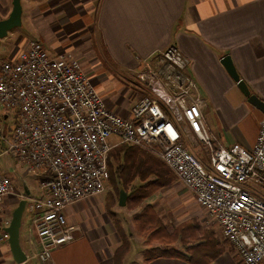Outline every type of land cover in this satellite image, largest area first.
<instances>
[{"label":"crops","instance_id":"0c3cea01","mask_svg":"<svg viewBox=\"0 0 264 264\" xmlns=\"http://www.w3.org/2000/svg\"><path fill=\"white\" fill-rule=\"evenodd\" d=\"M22 3L31 39L21 37L10 58L32 39L53 56L72 53L106 106L132 119V108L142 95L139 72L147 62L154 66L156 56L169 45H177L190 60L187 72L205 101L204 117L215 143H239L248 149L256 143L264 114L247 101L221 59L230 55L241 78L264 100V0ZM11 10L12 0H0V19ZM18 33L24 36L23 30ZM177 123L189 129L183 119ZM110 140L117 145L109 155L106 189L67 208L75 238L54 249L53 264H193L192 254L195 263L202 264L203 256L220 250L209 264H245L217 222L159 158L119 144L116 136ZM193 151L208 163L201 146ZM22 185L31 193L27 184ZM121 191L127 194L125 205L119 203ZM14 201L15 196H8L0 213L10 215V206L19 204V199ZM33 229L32 223V238ZM32 238L30 253L38 258L43 245H33ZM22 248L28 263L30 254ZM154 248L163 252L147 260ZM0 264H17L9 242L0 244Z\"/></svg>","mask_w":264,"mask_h":264},{"label":"built area","instance_id":"2783aa9c","mask_svg":"<svg viewBox=\"0 0 264 264\" xmlns=\"http://www.w3.org/2000/svg\"><path fill=\"white\" fill-rule=\"evenodd\" d=\"M189 64L173 44L154 66L147 62L139 72L142 95L132 119L106 106L72 53L53 56L32 39L0 64V161L12 157L37 172L41 190L39 198L30 197L16 189L13 174L0 170V205L11 195L26 200L34 216L31 242L42 243L43 264H53L54 249L75 238L67 208L106 189L109 155L117 145L112 136L159 158L221 227L237 256L245 264H264V117L251 149L215 143ZM10 111L14 123L2 125ZM196 146L207 164L193 151ZM10 222L1 220L0 244L8 242Z\"/></svg>","mask_w":264,"mask_h":264},{"label":"rangeland","instance_id":"374dc122","mask_svg":"<svg viewBox=\"0 0 264 264\" xmlns=\"http://www.w3.org/2000/svg\"><path fill=\"white\" fill-rule=\"evenodd\" d=\"M23 12H24V8H23ZM24 14L25 15H23V18H22V21H23L22 26L18 27V29L15 28L14 30H12L6 38L0 39V64L4 60L11 57L10 55L12 54L15 47L18 46V42L21 40V37L26 38V40L31 39L30 38V31L26 29L27 20L25 21V17L27 18V14L25 12H24ZM2 19H4V18H2ZM17 30L18 31L23 30L24 36H20ZM12 32L14 33L13 36L11 34ZM0 111L4 112L1 107H0ZM8 114H9L8 119H6V120L3 119L2 125H4V123L6 121H7V123H14L15 114L11 111L8 112ZM0 170H4V171L9 172V173L14 175V179L16 180V189L18 191H25L23 188V185H22L25 183V184H27L28 188L31 191L30 197L39 198L41 196V190L39 187L40 177H39L37 172L27 170L26 168H23V167L21 168V166L17 165L16 161L12 157L1 159ZM261 191L264 192V190H261ZM14 202H18V199L16 198V201H14ZM17 207H18L17 203L11 205L10 206L11 214L7 215V214H4L3 212H1L0 217L2 219H5L7 217L12 218L13 212L16 210ZM33 217H34L33 214H31L28 210L25 209V211L23 213L22 225H21V229H20V240H21L22 246L30 254L31 259H30V262H28V263L24 262L23 264H43L39 260V258L35 257L36 252L30 253L31 245H30L29 241H30V238H32L31 237L32 236L31 227H32V223H33ZM135 234H136V232H135ZM134 249H136V247Z\"/></svg>","mask_w":264,"mask_h":264},{"label":"water","instance_id":"95a60500","mask_svg":"<svg viewBox=\"0 0 264 264\" xmlns=\"http://www.w3.org/2000/svg\"><path fill=\"white\" fill-rule=\"evenodd\" d=\"M12 6L13 7L9 16L0 20V39L6 38L12 30L21 27L23 24L22 0H12ZM221 62L225 66L232 79L236 82L247 101L264 114V100H262L258 95L254 94L246 81L241 78L232 57L230 55H226L221 59ZM25 190L27 194H30L26 187ZM126 199L127 194L124 191H121L119 199L120 205H125ZM26 203L27 202L25 199L19 200L18 207L13 212L9 226L5 227V231L9 235L8 242L11 253L13 254L14 260L17 264H23L27 260V254L23 250L20 243V229L22 225L23 213L26 209Z\"/></svg>","mask_w":264,"mask_h":264},{"label":"trees","instance_id":"16d2710c","mask_svg":"<svg viewBox=\"0 0 264 264\" xmlns=\"http://www.w3.org/2000/svg\"><path fill=\"white\" fill-rule=\"evenodd\" d=\"M125 151V150H124ZM126 152V151H125ZM109 165H110V163H109ZM132 174V173H131ZM145 195H147L146 193H145ZM165 250H167V252L168 251H170L169 249H168V247L167 248H165ZM163 251L161 250V252H159V250L156 248H154V249H151V250H149V253L147 254V257H146V259L147 260H152L153 258H155V257H157V255L159 254V253H162ZM219 253H221V250L220 251H218V252H212V253H207L205 256H203V258L202 259H200L201 260V262H202V264H209L215 257H217V255L219 254ZM192 256L193 257H191L190 258V260L192 261V263L193 264H196L195 263V259H196V255H193L192 254ZM186 258V257H185ZM187 259V261H190L188 258H186Z\"/></svg>","mask_w":264,"mask_h":264}]
</instances>
